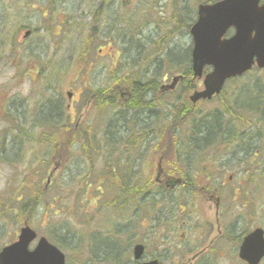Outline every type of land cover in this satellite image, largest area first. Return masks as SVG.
I'll return each instance as SVG.
<instances>
[{"label":"rangeland","instance_id":"374dc122","mask_svg":"<svg viewBox=\"0 0 264 264\" xmlns=\"http://www.w3.org/2000/svg\"><path fill=\"white\" fill-rule=\"evenodd\" d=\"M217 1L0 0V116L17 114L21 104L24 117L0 119V250L28 224L63 250L67 264H136L133 251L139 244L146 249L143 261L181 264L211 234L206 210L214 220V205L210 202L206 209L204 202L217 190L225 236L198 264H243L238 259L243 238L257 227L264 230V116L249 109L237 115L232 97L254 81L264 87V72L229 83L221 99L200 103L192 112L189 96L203 85L191 71L190 29L198 6ZM29 31L33 34L25 37ZM165 49L177 54L180 63L166 61ZM86 68V76L76 75ZM124 68H135V75L149 84L151 92L139 102L155 109L151 132L156 154L124 141L116 146L121 166L128 157L135 159L140 164L136 179L151 182L161 157L185 184L167 196L155 189L153 200H147L148 188L141 187L139 205L131 187L95 186L105 177V164L114 161L105 151L106 136L125 139L135 126L129 122L132 128L126 131L125 122L114 119L122 107L91 111L90 119H83L88 136L69 150L70 159L48 184L54 157L48 133L53 130L38 113L56 104L66 116L71 83L92 84L97 90L131 72ZM179 74L187 80L175 92L160 94L161 86ZM151 76L155 79L148 81ZM85 103L81 111L80 103L74 104L76 119L63 120H80ZM224 112L230 115L209 119ZM130 115L138 114L129 110ZM197 118L201 123L194 122ZM204 124L220 134L212 144L203 147L199 138L179 145L199 136L195 132ZM91 147L95 150L90 152Z\"/></svg>","mask_w":264,"mask_h":264},{"label":"water","instance_id":"95a60500","mask_svg":"<svg viewBox=\"0 0 264 264\" xmlns=\"http://www.w3.org/2000/svg\"><path fill=\"white\" fill-rule=\"evenodd\" d=\"M259 2L226 0L211 7H200L199 22L191 32L195 41L193 70L196 77L202 76L205 65L214 66L215 71L206 77V90L192 98L194 103L219 94L228 78L251 68L254 58H257L259 67L264 68V7L260 8ZM230 27L236 29L234 39L221 42ZM36 237L30 228L22 229L19 242L0 254V264H65L64 255L44 238L30 252L29 245ZM143 252L142 246L136 247L135 259L139 260ZM240 257L248 264L261 262L264 258L262 230H256L245 238ZM147 264L159 263L152 261Z\"/></svg>","mask_w":264,"mask_h":264},{"label":"trees","instance_id":"16d2710c","mask_svg":"<svg viewBox=\"0 0 264 264\" xmlns=\"http://www.w3.org/2000/svg\"><path fill=\"white\" fill-rule=\"evenodd\" d=\"M257 86L254 85V87H252L251 89L249 88H244L241 92V95L236 97V99L234 100V105H236L237 113L242 112L243 110H246L247 108L251 111V113L253 115H263L264 116V96H263V91L264 88L261 87L259 89L255 88ZM137 93H141V91H137ZM209 119H223L222 117L219 116H215L211 117ZM52 120L53 119H45V122L47 123V125L49 126V129L52 128ZM108 127L106 126V130L108 131ZM54 130H55V135L50 133L49 138L51 139V143L55 144L58 143V147L55 150L56 153H58V156L60 157H66L69 154V146L71 144V140L74 139H80L83 138L85 139L88 135H87V131L82 129L79 130H71L68 127H63L61 124H55L54 125ZM216 132V127L211 125V124H204L202 131H196L195 134H198L199 136H194L195 139H199L201 138V144L204 143L205 146H208L210 144H212L213 138L220 136L217 132ZM193 138L188 140V144H190L193 140ZM57 141V142H56ZM199 141V140H198ZM60 149H62L60 151ZM90 152L95 150V147H91V149H88ZM62 154V155H61ZM85 149L83 150V155H85ZM109 154L111 158H114L115 160V155H114V151L111 148L109 150ZM92 163H95L94 160H91ZM111 162V161H110ZM110 162L106 163V168H105V177L101 178V180L99 181H94V183H96L98 186L101 183H105L106 181H118V186L120 187V189L124 188L125 186L121 184V178H119L118 174L115 172H113L112 168L109 167V169L107 168L108 165H110ZM108 173V174H107Z\"/></svg>","mask_w":264,"mask_h":264},{"label":"flooded vegetation","instance_id":"af4514ba","mask_svg":"<svg viewBox=\"0 0 264 264\" xmlns=\"http://www.w3.org/2000/svg\"><path fill=\"white\" fill-rule=\"evenodd\" d=\"M149 93H150V90H148V92L145 93V94L143 95V99H144V100H145L146 97H148ZM113 94H114V93H113ZM104 95L106 96L107 93H104ZM125 95H128L129 97H132V96H133V94H132V93H129V92H127L126 94H125V93H122L121 96L124 97ZM96 96H97V94L92 95V96L90 97V98H91V100L89 101L90 106H91V102L94 101V98H95ZM100 99L102 100V97H101V96H100ZM105 99H106V98L104 97V100H105ZM148 105H149V104H148ZM9 119H22V116H21L20 114H18V115H11V116L9 117ZM68 119H76V117H69ZM79 119H90V116H89V115H81V116L79 117ZM93 119H96V117H94ZM141 119H147V120H149V119H150V115H149V114H148L147 116L143 115V116H141L140 119H138V120L140 121ZM142 121L144 122L145 120H142ZM136 135H137V143H139L140 132L137 131ZM143 137H144L143 146H144V147L146 146L148 149H150V140H151V134H150V132H148V133H144V134H143ZM149 152H150V151H149Z\"/></svg>","mask_w":264,"mask_h":264},{"label":"clouds","instance_id":"9594fccd","mask_svg":"<svg viewBox=\"0 0 264 264\" xmlns=\"http://www.w3.org/2000/svg\"><path fill=\"white\" fill-rule=\"evenodd\" d=\"M28 89H29V85L25 84L24 85V91H25V93H27Z\"/></svg>","mask_w":264,"mask_h":264}]
</instances>
